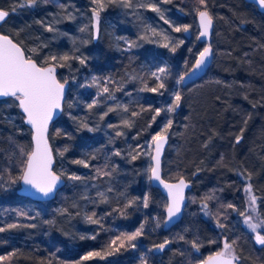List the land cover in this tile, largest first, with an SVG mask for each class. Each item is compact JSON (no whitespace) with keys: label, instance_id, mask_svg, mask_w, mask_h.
<instances>
[{"label":"trees","instance_id":"1","mask_svg":"<svg viewBox=\"0 0 264 264\" xmlns=\"http://www.w3.org/2000/svg\"><path fill=\"white\" fill-rule=\"evenodd\" d=\"M77 1L82 3L83 0ZM21 4H25V0H0V8L9 12L7 19L0 24V32L10 35L25 49H30L31 42L25 44L23 33L16 34L14 24L9 23L21 13L19 17L29 25L32 10L37 11L38 4L34 7H21ZM204 5L191 10L182 5L181 11L176 10L179 17L191 20L194 25V36L188 38L180 53L184 61L183 76L191 70L199 52L206 47L198 39L199 11L207 10L215 23L210 41L215 52L213 65L207 75L196 83L188 87L181 85L182 99L176 111V121L180 123L177 150L167 149L165 158L168 160L164 161L167 180L185 177L193 183V188L188 192L184 218L170 231H165L163 225L149 233L144 228L147 220L137 218L123 222L104 233L100 243L109 253L123 257L131 253V245L139 237L144 238L147 234L149 237L147 241L142 239L139 251L144 254L148 264H198L199 260L221 250L225 241H235V253L241 258L238 264L240 261L243 264H264V246L256 243L255 233L243 223L244 217L239 215L240 212H249L245 188L251 184L252 194L257 197L259 218L264 219V12L246 0H209ZM100 49L101 60L92 65L102 75L108 73L114 78L117 75L126 79L128 72L138 71L147 77V67L139 69L142 58L138 53L116 55L114 48L106 45ZM31 55L39 64L43 63L41 55ZM58 77L62 82H69L70 79L69 74L61 68ZM70 93L71 89L61 114L49 128V139L56 159L54 171L66 183L56 198L48 202L59 201L64 206L68 205L67 183L71 179L59 171V154L71 145L70 138L79 137L67 125L66 118L75 112L73 107H69ZM12 113H16V123L22 132L12 128L8 119ZM151 121L148 111L138 119V124L145 127ZM237 137H241L239 142ZM114 147L110 146L108 155L93 159L91 164L98 177L104 176L97 173L98 168L110 175L114 173ZM21 148L25 153L32 150L33 130L25 123V114L16 106L13 98L0 99V227L9 224L34 225L32 204L42 206L44 212H49L48 202L35 201L18 193L21 187L19 177L26 159L21 155ZM146 191L148 207L143 206L144 212L147 216L156 213L165 219L167 197L152 186L151 179L147 181ZM228 204L234 205V208H228ZM92 210L95 213L96 208ZM21 212L26 215H20ZM234 219H238V227H234ZM220 224L225 227L221 228ZM141 225L143 230L139 237L133 241L123 240L124 234L135 233ZM261 233L264 234V230ZM114 240L116 243L112 244ZM166 240L170 243L160 250L157 246ZM191 241L201 245L199 252L192 247ZM97 249L94 245L89 247V250L100 253L101 250ZM11 253L15 255L0 264H77L88 255L85 249L68 250L63 241L57 238L33 243L30 239L0 232V256ZM92 260L95 264H109L103 261V257Z\"/></svg>","mask_w":264,"mask_h":264},{"label":"rangeland","instance_id":"2","mask_svg":"<svg viewBox=\"0 0 264 264\" xmlns=\"http://www.w3.org/2000/svg\"><path fill=\"white\" fill-rule=\"evenodd\" d=\"M208 1L205 0V3ZM149 2L156 4L160 13L139 7L141 3ZM105 3L106 7L100 13L98 34L95 31L92 11L96 5L92 0H83L82 3L77 0H51L49 3L39 0L37 11L32 10L33 16L29 25L19 17L21 13L9 23L14 24L16 34L23 33L24 43L31 42L29 48H36L37 52L34 54L41 55L43 60L52 55L59 58L67 54L70 57L67 61L58 59L53 63L63 64V67L58 68L64 69L70 76L69 105L75 112L66 119L67 125L74 129L79 137L70 138L71 145L63 155L59 154V171L67 177L77 175L82 179L68 181L67 206L59 201L48 202L49 212L46 213L42 206L32 204L35 227L18 224L17 228L6 232L12 236L30 239L33 243L57 238L62 240L70 251L85 249L87 253L93 252L94 250H89L92 245L101 250L99 256L81 259L80 264H95L92 259L96 257H103V261L109 264H142V260H147L139 251V244L142 239L147 241V234L144 238L139 237L131 253L123 257L109 253L100 241L102 235L111 228L137 218L140 221L147 220L144 226L147 233L164 225L165 219L162 216L156 213H149L147 216L143 210V200L147 196L146 185L151 175L149 167L153 164L151 155L146 153L154 154V146L150 149L149 144L168 120L172 121L171 127L165 133L170 136L168 150H177L176 138L180 123L176 121V111L180 102L174 111L169 112L167 109L175 104L174 93H180V77L183 76L184 65L180 53L188 38H193L194 25L191 20L179 17L176 10L181 11L182 5L187 6V10L193 7L198 9L201 3L199 0H170L168 3L163 0H132L131 8L124 7L121 0H115L114 3L105 0ZM59 5L65 7L61 8ZM161 13L163 19L160 18ZM49 25L55 31H47ZM184 25L190 26L188 32L174 31L175 27ZM82 28L86 30L81 31ZM150 28H154L157 35H154ZM165 35L169 37L168 40L164 39ZM181 40L184 43L172 52L170 49ZM165 43L169 45L167 48L163 46ZM103 45L113 47L116 55L138 53L142 58L139 69L147 67V77H143L138 71L128 72L126 79L117 75L114 78L108 73L102 75L92 64L100 62V48ZM80 60L85 63L81 64ZM161 67L168 69L167 76H161L165 87L156 92L142 90L145 85L149 88L158 85L159 81L152 73ZM103 87H108L109 93L102 92ZM110 95L114 98H109ZM94 101L96 103H93ZM90 104L91 108L88 107ZM125 107L127 111H124ZM156 109H161L159 115H156ZM148 111L152 121L145 127L139 125L138 119ZM133 112L137 115H132ZM8 119L14 130L22 132L16 123V113L10 114ZM125 120L131 123V127L124 124ZM83 124L88 127H83ZM118 132L121 135H117ZM110 146H115L116 168L114 166L113 174L98 177L91 164L93 157L108 155ZM117 152L120 155H116ZM133 156L137 158L133 160ZM76 160H84L89 166L73 163ZM167 160L166 157L164 161ZM131 200L135 203L129 206ZM93 207L96 208L93 220L99 223L88 220L94 213ZM250 214L254 219L259 218L258 211ZM238 225V219H234V227ZM240 264H243V261H240Z\"/></svg>","mask_w":264,"mask_h":264},{"label":"snow or ice","instance_id":"3","mask_svg":"<svg viewBox=\"0 0 264 264\" xmlns=\"http://www.w3.org/2000/svg\"><path fill=\"white\" fill-rule=\"evenodd\" d=\"M39 0H25V4H21V7L28 6L34 7L38 4ZM44 3H49L51 0H43ZM92 2L96 5V7L92 10L94 17V27L95 31L98 34L99 32V22H100V13L106 7L105 0H92ZM115 0H108V3H114ZM164 3L170 2V0H163ZM201 4L205 3V0H199ZM121 3L124 7L131 8L132 0H121ZM256 3L259 7L264 8V0H256ZM59 7L64 8V5H59ZM139 7L150 8L152 11L160 13V8L154 3H141ZM15 11V8H13ZM9 15L8 11L0 10V23L5 21V18ZM199 37H209L210 32L213 26V17L209 14L208 11H199ZM163 19V14L160 16ZM168 23V21H165ZM150 27V26H149ZM188 25H184L182 27H175L174 31L176 32H188ZM86 29L82 28L81 31H85ZM151 32L154 35H157L156 30L154 28H150ZM47 31L52 32L55 29L49 25L47 27ZM146 38V37H145ZM165 40H168V36H164ZM184 42L181 40L178 42L176 46H173L170 50L175 52L177 47ZM164 47H168L169 45L165 43ZM131 47V45H130ZM36 48L25 49L21 46L20 43L15 42L8 35L0 34V97H11L13 101L16 102V106H18L22 112L26 116V122L32 126L34 130V147L30 152L25 153L24 149L21 148V155L26 157L24 160V167L22 171V175L19 177L24 184L30 185L39 193H42L44 196H49L54 193L56 190V186L60 180V177L52 170L53 165V154L52 149L49 146L48 142V126L51 122L53 116L57 114L58 111H62V105L64 102L65 95V85L67 84V80L63 83L60 79L57 78L56 75V67H63V64L53 63L58 59L61 61H67L70 57L65 54L60 56L59 58L55 55H52L45 59L43 63L38 64L36 59H33L31 53H36ZM212 55V47L211 44L203 48V51L199 52L198 58L195 61V69H200L207 62L208 58ZM77 59H79L77 57ZM80 63H85L84 60H80ZM168 69L165 67L158 68L156 72L152 73V76L155 77L157 81H159L156 87L149 88L145 85V88L142 89L144 91L156 92L158 89H162L165 87L161 76H167ZM184 77H180V81L182 82ZM96 78H93V83H95ZM109 82H112L109 80ZM102 92L109 93L108 87H103ZM109 98H114L110 95ZM175 104L168 108L167 111L172 112L176 107L179 106V102L182 97L179 92L174 93ZM93 103H96L94 101ZM71 107V105H69ZM89 108L92 105H88ZM119 107V106H118ZM110 111H114L115 109H109ZM128 109L125 107L124 111ZM156 115H159L161 109L155 110ZM132 115H137V113L133 112ZM155 117H153V121ZM124 124L128 127H131V123L128 120L124 121ZM172 121L168 120L167 124L158 132L156 135L152 137V143L149 144V148L152 149L154 146L155 154L152 155L151 152L146 153L147 155H151V159L154 162L149 167V171L151 173L149 179H155L160 181V183L164 184V187L168 190V195L170 198V203L167 205V214L168 219L171 220L173 217L177 216L181 212V208L184 202V189L187 187V184L183 179H180L177 184H168L161 180L160 178V166H161V154L163 151L164 144L167 142V136L165 133L171 127ZM83 127H88L87 124H83ZM90 131L92 129H89ZM59 134V133H58ZM117 135H121V133H117ZM241 137H237V142H239ZM63 155V153H60ZM116 155H120L119 152ZM137 156H133L132 159H136ZM95 159V157H93ZM73 163L81 164L84 167H88L89 165L84 160H76ZM99 175H110L107 171H102L101 169H96ZM2 179V177H0ZM72 180H81L82 177L77 175H72L69 177ZM15 181H13L14 183ZM245 192L248 193V202H249V212H240L239 215L244 217L243 223L253 232L255 233V241L257 244L264 246V234L261 233V230H264V219L255 218L250 213H255L257 211L256 208V200L257 197L252 194V185L249 184L247 188H245ZM101 195H103L101 193ZM135 201H129V206L134 204ZM143 206L148 207V199L147 197L143 200ZM207 207V204H205ZM228 208H234V205L228 204ZM20 215H26V213L21 212ZM93 216L88 217V220L92 223H99V221L93 220ZM31 227H35V225H30ZM221 228L225 227V225L220 224ZM17 224H9L7 227H0V232H5L13 228H17ZM143 225L141 228L137 230L135 233L128 235H123V240L133 241L137 237L142 234ZM84 239L85 237H81ZM95 239V237H92ZM120 239V237H117ZM183 239V237H180ZM215 243V241H211ZM112 244L116 243V241H112ZM170 243V241H165L164 243L158 245L157 247L160 250H163L165 246ZM192 247L199 252L201 245H199L196 241H191ZM235 241L229 243L225 241L223 243V248L219 251H216L214 254L207 256L206 258L199 260L198 264H234V262L239 261L241 258L236 255L233 245ZM123 246V245H122ZM135 247V245H131ZM15 255V253H11L8 256H0V262L5 260H10L11 256ZM98 252H89L87 256L83 257L84 260L90 259L93 256H99ZM80 264V262H77ZM142 264H147L146 261L142 260Z\"/></svg>","mask_w":264,"mask_h":264},{"label":"water","instance_id":"4","mask_svg":"<svg viewBox=\"0 0 264 264\" xmlns=\"http://www.w3.org/2000/svg\"><path fill=\"white\" fill-rule=\"evenodd\" d=\"M246 1L256 5L260 11L264 12V8L259 7V5L256 3V0H246ZM0 10H4V9L0 8ZM4 11H6V10H4ZM202 11H205V10H202ZM7 17L5 18V20L7 19ZM2 23H0V24H2ZM198 25H199V15H198ZM214 27H215V23H214V20H213V26H212V29H211V32H210V36L207 37V38L200 37V40L202 42H204L206 44V46H208L210 44V41L212 39L213 32H214ZM0 34H4V33L0 32ZM4 35H7V34H4ZM8 36L10 38H12L10 35H8ZM211 47H212V55L208 58V60L205 63V65H203L200 69H195L194 70V68H195V64H194V66L191 68V70L184 75V79L182 81V86L183 87H188L189 85L196 83L198 80L202 79L204 76L207 75V73L209 72V70L211 69V67L213 65L214 56H215V52H214V48H213L212 44H211ZM58 71H59V68L56 67V75H57V78L59 79ZM69 90H70V83L67 82V84L65 85V95H64V102H63L62 108L64 107V103H65V101H66V99L68 97ZM5 98H8V97H0V99H5ZM61 112L62 111H58L57 114H55L53 116L51 122L49 123L48 133H47L49 146L51 147L52 154H53V165H52V170L53 171H54V166L56 164V159H55L53 148H52V145H51V142H50V139H49V128H50L51 123L54 122L58 118V116L61 114ZM25 123L32 129V126L29 125L26 122V116H25ZM165 135L167 136V142L164 144L163 151H162V154H161L160 178H161L162 181H164L165 183H168V184H177L180 179H183L185 181V183L187 184V187L184 189V197H185V199H184V202H183V205H182V208H181V212L177 216H175L171 220H169L168 219V214H167V208H166V218H165V221H164L163 229L165 231H170L175 226H177L184 218L185 210H186L187 203H188V192L193 188V183L191 181H189L188 179H186L185 177H182V178H180L178 180H175V181L167 180L165 178V176H164V159H165V155H166L167 149H168L169 144H170V136H169V134H165ZM33 136H34V130H33ZM33 147H34V140H33ZM154 154H155V152H154ZM56 174L60 177V180H59V182H58V184L56 186V190L54 191V193L50 194L49 196H44L42 193H39L34 188H32L30 185L24 184V182L22 180H21V187L19 188L18 193L20 195L29 197V198H31V199H33L35 201L48 202V201L54 200L56 198L59 190L61 188H63V186L66 183V181H65V179L63 177H61L58 173H56ZM151 183H152V186L154 188H157V189L161 190V192L167 197L168 204H169L170 203V198H169V195H168V190L164 187V184L160 183V181H157L155 179H151ZM234 264H238V261L234 262Z\"/></svg>","mask_w":264,"mask_h":264}]
</instances>
